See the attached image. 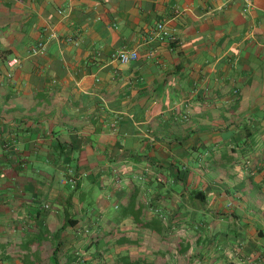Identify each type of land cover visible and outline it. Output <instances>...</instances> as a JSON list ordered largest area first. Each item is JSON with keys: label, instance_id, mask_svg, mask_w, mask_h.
<instances>
[{"label": "crops", "instance_id": "0c3cea01", "mask_svg": "<svg viewBox=\"0 0 264 264\" xmlns=\"http://www.w3.org/2000/svg\"><path fill=\"white\" fill-rule=\"evenodd\" d=\"M0 264H264V0H0Z\"/></svg>", "mask_w": 264, "mask_h": 264}, {"label": "built area", "instance_id": "2783aa9c", "mask_svg": "<svg viewBox=\"0 0 264 264\" xmlns=\"http://www.w3.org/2000/svg\"><path fill=\"white\" fill-rule=\"evenodd\" d=\"M151 36L153 38H156L158 40H166L170 38V34L167 31L166 27L163 24H158L152 31H151ZM54 37V34H51L49 38L46 40H41L39 41L34 47H32L29 52L28 56L29 57H38L44 55L46 51V45L49 41L50 38ZM137 59V54L136 52H126L124 50L119 51L114 57L113 60L121 63V64H126L131 61H134ZM18 59L17 58H11L10 60L7 61V67L10 70H13L17 65H18ZM8 76H11V73L8 74Z\"/></svg>", "mask_w": 264, "mask_h": 264}, {"label": "trees", "instance_id": "16d2710c", "mask_svg": "<svg viewBox=\"0 0 264 264\" xmlns=\"http://www.w3.org/2000/svg\"><path fill=\"white\" fill-rule=\"evenodd\" d=\"M190 194H192L193 195V197H199V199H201V196H202V194H201V192H199V191H195V190H190ZM157 217V219L158 220H160V221H163L164 219H165V217L164 216H162L161 214H159V215H156Z\"/></svg>", "mask_w": 264, "mask_h": 264}, {"label": "rangeland", "instance_id": "374dc122", "mask_svg": "<svg viewBox=\"0 0 264 264\" xmlns=\"http://www.w3.org/2000/svg\"><path fill=\"white\" fill-rule=\"evenodd\" d=\"M135 181H136V179H134ZM114 211V210H113ZM116 211H118V210H116Z\"/></svg>", "mask_w": 264, "mask_h": 264}]
</instances>
